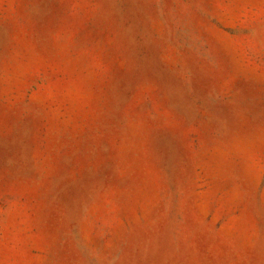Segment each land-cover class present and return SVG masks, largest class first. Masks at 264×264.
Segmentation results:
<instances>
[{
  "label": "rangeland",
  "instance_id": "374dc122",
  "mask_svg": "<svg viewBox=\"0 0 264 264\" xmlns=\"http://www.w3.org/2000/svg\"><path fill=\"white\" fill-rule=\"evenodd\" d=\"M0 264H264V0H0Z\"/></svg>",
  "mask_w": 264,
  "mask_h": 264
}]
</instances>
